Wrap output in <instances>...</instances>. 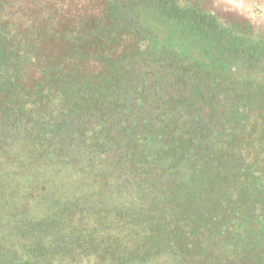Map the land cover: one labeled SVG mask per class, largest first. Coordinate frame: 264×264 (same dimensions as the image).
Here are the masks:
<instances>
[{
  "label": "trees",
  "instance_id": "trees-1",
  "mask_svg": "<svg viewBox=\"0 0 264 264\" xmlns=\"http://www.w3.org/2000/svg\"><path fill=\"white\" fill-rule=\"evenodd\" d=\"M263 64L213 0H0V264H264Z\"/></svg>",
  "mask_w": 264,
  "mask_h": 264
},
{
  "label": "rangeland",
  "instance_id": "rangeland-1",
  "mask_svg": "<svg viewBox=\"0 0 264 264\" xmlns=\"http://www.w3.org/2000/svg\"><path fill=\"white\" fill-rule=\"evenodd\" d=\"M213 3L214 5L218 8V9H229V8H234V4L236 3L235 0H213ZM252 9H255L253 10V13H252V17L250 15H248L247 13H249V10H245L243 9V7H238L240 8V13L243 14V15H246L247 18H249L251 20V22L253 24H255L256 26L260 27V28H264V0H252ZM237 8V7H236ZM239 12V11H238ZM144 20L148 21V18L147 17H144ZM151 27L154 29V30H158L157 33L160 34L159 36L161 37L160 39L156 40V43L152 49V57H151V60L154 59L155 57H157L158 55H160L162 52L166 54V56L170 59H173L175 57H179V58H183L184 59V62L185 61H192L193 63V67L195 66L196 68L197 65H200L203 69H212V70H215L216 72H224V68L227 66V64H232L231 63V60H226V61H220L219 63H210V64H203L200 62V60H192L188 55H187V51L189 48L187 45H190V41L188 39H185L183 41H174L172 38H171V33L168 32L166 33V31L163 29L165 28L162 24H159L157 22V20L154 22V24L150 23ZM163 29H162V27ZM167 30V29H166ZM180 44V45H179ZM187 58H189L187 60ZM197 61V62H196ZM226 63V64H225ZM151 64V63H150ZM149 64V65H150ZM202 64V65H201ZM234 65H239V62H235ZM242 65V64H241ZM257 69V68H256ZM259 71V73L262 74L261 77H263V81H264V64H263V67H259V69H257ZM256 71V70H255ZM247 77V78H257L256 76H252L250 74H237V78L238 79H241V78H244V77ZM158 112V110H156V113ZM206 163L210 165V162L208 160H206ZM54 182L57 183V185H60V184H66V183H63L62 181L65 180V177L62 175V174H57L55 177ZM208 179V177H206ZM208 181V180H207ZM53 181H51V185H55ZM62 190V189H61ZM47 193V200L46 202L44 203L45 205H49L50 203V200L54 199V198H51L49 194V192H42L41 195H37L35 194V197L31 198L30 200H28V212H27V216L29 217H41L43 214H44V208L42 205H38V200L45 194ZM58 194V193H57ZM57 198H59L57 195H56ZM19 202V199H16L15 201V205H17ZM17 207V206H15ZM13 210H15V208H11L9 210V214L10 212H12ZM9 221V217H5L3 219V222H7ZM5 233V230H1L0 231V234H4ZM165 259V260H164ZM163 261V264H177L175 262V259H173L172 256L170 255H164L162 256L161 258H157L154 261H152L150 264H161V261Z\"/></svg>",
  "mask_w": 264,
  "mask_h": 264
},
{
  "label": "flooded vegetation",
  "instance_id": "flooded-vegetation-1",
  "mask_svg": "<svg viewBox=\"0 0 264 264\" xmlns=\"http://www.w3.org/2000/svg\"><path fill=\"white\" fill-rule=\"evenodd\" d=\"M215 6V5H214ZM216 7V6H215ZM237 7V8H236ZM217 8V7H216ZM218 9V8H217ZM219 11H221V12H224V13H229V12H233V13H235V14H237V15H239V16H241L242 18H244V19H246V20H248V21H250L251 22V20L249 19V18H247L246 17V15H243V14H241L240 13V8H238V6L237 5H234V8H229V9H218ZM253 10H255V9H249V13H247L248 15H252V13H253ZM239 11V12H238ZM252 17V16H251ZM251 24L253 25V26H255L257 29H259V30H263L264 31V28H260V27H258V26H256L255 24H253L252 22H251Z\"/></svg>",
  "mask_w": 264,
  "mask_h": 264
},
{
  "label": "crops",
  "instance_id": "crops-1",
  "mask_svg": "<svg viewBox=\"0 0 264 264\" xmlns=\"http://www.w3.org/2000/svg\"><path fill=\"white\" fill-rule=\"evenodd\" d=\"M235 4L238 7H243L245 10H249L252 8V0H235Z\"/></svg>",
  "mask_w": 264,
  "mask_h": 264
}]
</instances>
